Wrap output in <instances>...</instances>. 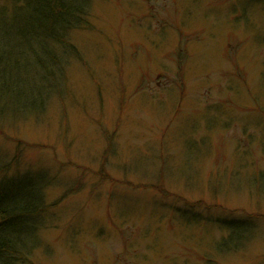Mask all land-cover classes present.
<instances>
[{"label": "rangeland", "instance_id": "1", "mask_svg": "<svg viewBox=\"0 0 264 264\" xmlns=\"http://www.w3.org/2000/svg\"><path fill=\"white\" fill-rule=\"evenodd\" d=\"M77 3L47 107L0 87V179L50 181L28 264H264V0Z\"/></svg>", "mask_w": 264, "mask_h": 264}, {"label": "trees", "instance_id": "2", "mask_svg": "<svg viewBox=\"0 0 264 264\" xmlns=\"http://www.w3.org/2000/svg\"><path fill=\"white\" fill-rule=\"evenodd\" d=\"M77 1L15 0L12 12V0H0V87L9 113L43 110L53 98L66 65L59 55L76 52L70 33L88 25L87 9L77 8ZM49 182L29 172L0 179V264L30 262L39 246ZM224 228L228 240L218 249L238 248L232 245L236 222L229 220Z\"/></svg>", "mask_w": 264, "mask_h": 264}]
</instances>
